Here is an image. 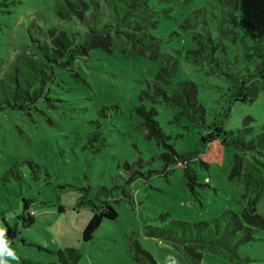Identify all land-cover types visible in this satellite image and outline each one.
Returning a JSON list of instances; mask_svg holds the SVG:
<instances>
[{
    "label": "rangeland",
    "instance_id": "1",
    "mask_svg": "<svg viewBox=\"0 0 264 264\" xmlns=\"http://www.w3.org/2000/svg\"><path fill=\"white\" fill-rule=\"evenodd\" d=\"M53 3L54 0H0L3 60L11 61L35 38L42 40L48 28L54 32L53 37L61 32L85 31L75 18L59 16ZM170 4L172 17L163 16L158 35L179 32V24L189 13L186 8L196 7L190 5L191 1L182 4L187 6L183 9ZM85 21L89 23L90 16L86 15ZM182 37L171 35L168 44L171 48L187 46L189 40ZM71 55L69 64L58 67L61 81L49 88L51 92L61 83L69 86L59 94L66 103L56 101L58 107H40L42 111L30 110L32 114L0 110V264H61L54 252L65 247L82 253L77 264H136L132 259L134 248L130 252L127 246L130 237L158 264H184L169 251L170 245L145 236L144 226L209 221L226 210L240 212L247 190L242 179L229 177L232 150H227L220 166H194V160L189 161L196 173V184L189 187L183 170L164 162V147L146 139L134 109L139 105L138 92L153 79L157 63L146 57L91 54L90 50ZM7 62L2 61L0 72ZM176 78L196 84L197 98L208 114L222 112L218 102L228 83L222 75L213 74L208 64L180 59ZM52 94L58 97L56 92ZM222 96L224 100L225 95ZM158 107L168 143L181 154L193 150L197 127L185 118L168 122L175 110ZM246 116L253 118L250 123L254 129L264 123V90L252 102L231 103L225 129L237 132ZM134 172L136 178L130 179ZM100 186L113 188L114 195L120 196L123 189L131 195L114 205L116 219L103 221L91 240L82 241L90 210L77 209L75 203L82 188H88L93 196ZM22 198L32 201L35 221L21 228L13 242L8 243L2 218L12 225ZM60 205L63 211L58 210ZM257 208L264 217V193ZM254 237L239 247L238 254L247 259L245 264H264V232L255 233ZM201 264L236 263L206 254Z\"/></svg>",
    "mask_w": 264,
    "mask_h": 264
},
{
    "label": "trees",
    "instance_id": "2",
    "mask_svg": "<svg viewBox=\"0 0 264 264\" xmlns=\"http://www.w3.org/2000/svg\"><path fill=\"white\" fill-rule=\"evenodd\" d=\"M177 1L54 0L53 7L59 16L68 20L75 18L86 29L82 33L61 32L53 37L54 32L48 28L42 40H32L31 45L11 61L0 57V71L4 66L2 61L7 62L0 72V110L8 108L32 114L30 110L40 112V107H58L54 104L56 101L66 103L59 94L66 92L69 86L61 83L51 92L49 88L61 81L58 67L70 63L72 52L90 50L91 54L104 52L126 58L146 57L157 63L153 79L139 90V105L134 108L146 139L164 147L165 152L161 155L164 162L174 163L176 168L183 170L185 184L189 187L196 184V173L194 167L188 165L189 161L194 160V166H220L225 153L231 149L229 177L242 179L247 193L240 212L226 210L209 221H172L161 226L147 224L143 233L170 245L169 251L184 264H201L206 254L216 255L228 263L245 264L247 259L238 254L239 247L254 240L255 233L264 232V217L257 208L264 193V123L254 129L250 123L253 118L246 116L237 132L226 130L224 123L231 103L252 102L258 92L264 90V0ZM189 1L196 7L191 10L182 7ZM170 3L186 8L188 16L179 24V32L174 30L169 35H158L163 16L172 17ZM160 4L163 7L158 8ZM86 15L90 16L89 23L85 21ZM174 34L188 39L189 44L171 48L168 41ZM180 59L206 63L213 74L224 77L227 89L218 102L222 112L208 114L197 98L196 84L176 78ZM222 95H225L224 100ZM158 106L175 110L168 122L177 123L180 118H185L197 127L193 150L181 154L168 143L169 137L160 125ZM131 176L130 179L137 175L134 172ZM113 190L100 186L90 196L88 188L81 189L75 208L90 210V217L82 229V241L91 240L103 221L116 219L118 214L114 205L130 198V192L125 189L120 192L121 197L114 195ZM31 204L30 199L22 198L12 225L2 218L4 239L8 243L13 242L21 228L34 223L35 211ZM63 209L61 205L58 207L59 211ZM22 242L25 241L22 239ZM127 244L130 252V248H134L132 259L136 264H158L135 238L130 237ZM54 254L61 264H77L82 258V253L74 247L57 249Z\"/></svg>",
    "mask_w": 264,
    "mask_h": 264
}]
</instances>
